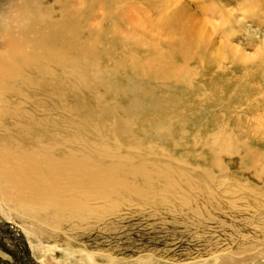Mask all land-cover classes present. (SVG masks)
Returning <instances> with one entry per match:
<instances>
[{"label": "rangeland", "instance_id": "1", "mask_svg": "<svg viewBox=\"0 0 264 264\" xmlns=\"http://www.w3.org/2000/svg\"><path fill=\"white\" fill-rule=\"evenodd\" d=\"M165 12L205 41L186 57L170 55L182 72L148 76L143 71L155 51L177 44L163 26ZM62 13L77 20L66 47L90 51L107 69L135 54V73L114 66L105 81L143 88L138 141L152 158L192 178L212 169L215 194L166 200L157 187L107 210L42 220L19 203H0V264H264V0H0V45L9 29L55 43L52 19ZM60 68L49 78L58 88L55 100L67 83ZM172 101L179 106L165 127L170 137L153 130L144 114ZM107 117L109 128L114 115ZM212 158L219 168H211Z\"/></svg>", "mask_w": 264, "mask_h": 264}, {"label": "bare ground", "instance_id": "2", "mask_svg": "<svg viewBox=\"0 0 264 264\" xmlns=\"http://www.w3.org/2000/svg\"><path fill=\"white\" fill-rule=\"evenodd\" d=\"M168 14L162 15V23L174 31L177 44L173 43L168 53L155 51L156 60H150L143 71L148 76L182 72L175 67L170 55L179 52L186 57L194 43L205 41L200 32L185 27L184 22L180 24ZM61 15L59 19H52L51 32L53 36L59 35L55 43L50 44L52 37L36 36L31 31L17 35L19 33L9 29L7 39L2 37L1 205L19 203L21 208L42 220L64 214L76 217L95 213L105 206L107 210L117 207L124 197L142 198L157 187L165 191L166 200L177 197L189 202L198 196L206 199L213 196L212 185L216 180L212 169L192 178L187 170L152 158L138 141L139 125L144 122H139L141 113L136 108L137 103H143L139 98L143 88L130 90L120 82L108 84L105 81L106 73L113 74L120 68L128 69L127 76L129 72L135 73V67L140 65L135 54H129L128 64L124 59L116 62L117 70L114 66L102 67L90 51L66 47V39L75 38L77 20L68 18L65 13ZM5 42L8 48H4ZM57 51L61 57L57 56ZM71 52L78 53L84 60L72 58ZM55 67L62 68L60 71L67 81L57 100L52 95L58 88L49 79ZM27 105L30 106L27 108ZM177 106L178 101L170 105L155 104L144 114V121L153 130L171 133L172 137V128L165 127L173 118H178L174 111ZM109 114L114 115L111 129L107 128ZM210 161L211 168L220 167L217 159ZM260 177L264 174L260 173ZM98 201L103 204L96 205Z\"/></svg>", "mask_w": 264, "mask_h": 264}]
</instances>
